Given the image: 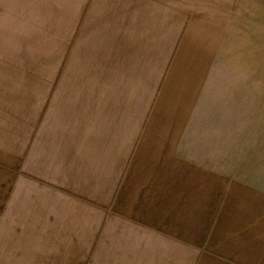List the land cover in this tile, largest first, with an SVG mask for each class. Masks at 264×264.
<instances>
[{"label": "crops", "instance_id": "1", "mask_svg": "<svg viewBox=\"0 0 264 264\" xmlns=\"http://www.w3.org/2000/svg\"><path fill=\"white\" fill-rule=\"evenodd\" d=\"M238 8L0 0V264H264V144L212 98Z\"/></svg>", "mask_w": 264, "mask_h": 264}, {"label": "rangeland", "instance_id": "2", "mask_svg": "<svg viewBox=\"0 0 264 264\" xmlns=\"http://www.w3.org/2000/svg\"><path fill=\"white\" fill-rule=\"evenodd\" d=\"M221 45L212 98L222 111L223 127L230 129L232 113L239 117L240 131L252 122L255 141L264 144V0H239Z\"/></svg>", "mask_w": 264, "mask_h": 264}]
</instances>
